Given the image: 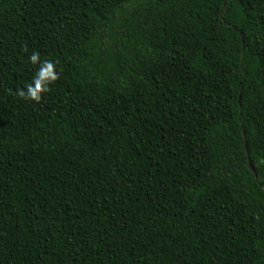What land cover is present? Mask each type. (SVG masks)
I'll list each match as a JSON object with an SVG mask.
<instances>
[{
    "label": "trees",
    "instance_id": "16d2710c",
    "mask_svg": "<svg viewBox=\"0 0 264 264\" xmlns=\"http://www.w3.org/2000/svg\"><path fill=\"white\" fill-rule=\"evenodd\" d=\"M0 264H264V0H0Z\"/></svg>",
    "mask_w": 264,
    "mask_h": 264
},
{
    "label": "clouds",
    "instance_id": "9594fccd",
    "mask_svg": "<svg viewBox=\"0 0 264 264\" xmlns=\"http://www.w3.org/2000/svg\"><path fill=\"white\" fill-rule=\"evenodd\" d=\"M28 62L37 66L30 83L18 88L15 95L24 101L40 103L43 95L50 91V87L58 79L56 64L51 60H41L40 54L33 51L28 55Z\"/></svg>",
    "mask_w": 264,
    "mask_h": 264
},
{
    "label": "water",
    "instance_id": "95a60500",
    "mask_svg": "<svg viewBox=\"0 0 264 264\" xmlns=\"http://www.w3.org/2000/svg\"><path fill=\"white\" fill-rule=\"evenodd\" d=\"M244 49V48H243ZM239 102H240V98H239ZM247 155L249 156V152L247 151ZM249 167H250V169H251V171L254 173V170H253V168L251 167V165L249 164Z\"/></svg>",
    "mask_w": 264,
    "mask_h": 264
}]
</instances>
